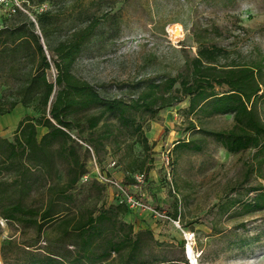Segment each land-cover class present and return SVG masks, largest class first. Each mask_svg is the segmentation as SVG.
<instances>
[{
	"label": "rangeland",
	"instance_id": "1",
	"mask_svg": "<svg viewBox=\"0 0 264 264\" xmlns=\"http://www.w3.org/2000/svg\"><path fill=\"white\" fill-rule=\"evenodd\" d=\"M18 3L21 10L14 13L0 9V29L20 26L28 38L31 34L42 37L37 18L43 15L53 47L69 40L90 22H97L71 73L90 84L103 99L126 103L134 100L147 82L159 83L175 77L182 71L184 61L194 58L201 47L217 48L225 53L228 62L236 64H252L264 58V0H52L42 4L37 0H18ZM172 29L178 30L180 36L174 38ZM40 42L44 45L43 38ZM43 52L50 60L46 48ZM30 57L22 52L15 55L13 68L19 76L35 72L38 58L31 57L30 61ZM55 76L52 64L46 78L53 83ZM258 80L264 86V68ZM1 85L0 90L5 92L8 85ZM257 110L264 122V105L258 104ZM99 113V110L78 113L69 116V120L83 128L85 117ZM25 116L38 118L33 111L19 106L7 118L0 119V137L12 140L17 123ZM138 120L149 145L155 144L150 154L137 144L139 135H132L112 118H102L92 132L82 129V137L91 138L96 150L80 142L75 131L68 132L84 157L88 176L78 183L77 199L86 200L84 207L89 210L102 203L108 206L123 201L124 194L140 202L144 208L128 209L123 221L131 223L134 232L151 231L160 244L144 251L146 264H192L193 259L194 264H264V211L231 219L221 210V204L227 200L252 199L255 194L251 190L258 184L264 185L253 172L247 173L253 151L230 154L206 135L229 129L231 116L207 118L191 114L188 101L184 100L159 111L153 119L142 115ZM107 129L110 134L103 133ZM45 132L38 129V137ZM188 142V147L177 149V144ZM112 162L117 169H109ZM141 170L147 171L148 176L138 183L133 177ZM102 172L120 182L125 193L114 187H104L103 191L94 187L93 183L99 184L96 178ZM6 180L10 184L11 179ZM44 200L37 196L23 199L26 205L35 207L45 203ZM0 231V249L6 241L13 242L12 259L23 258L21 250L25 246H33L29 250L39 254L45 249L73 250L70 246L73 239L69 235L63 237L54 228H44L38 237L32 227H13L0 220ZM187 245H191L192 258L185 256ZM3 263L0 255V264ZM102 264L119 262L110 260Z\"/></svg>",
	"mask_w": 264,
	"mask_h": 264
},
{
	"label": "trees",
	"instance_id": "2",
	"mask_svg": "<svg viewBox=\"0 0 264 264\" xmlns=\"http://www.w3.org/2000/svg\"><path fill=\"white\" fill-rule=\"evenodd\" d=\"M51 1L37 0L39 4ZM42 16L37 18L42 37L31 34L28 38L20 26L0 29V74H3L0 83L7 86L11 82L5 92L0 90V117L12 114L19 106L38 115L36 119L23 117L13 131L12 140L0 137V220L13 227H32L38 237L44 228H54L63 237L69 235L73 239L70 243L73 250L45 249L39 254L29 250L33 246H25L21 250L24 257L12 259L13 242L9 240L0 249L3 264H102L110 260L119 264H146L144 251L160 246L151 231L134 232L131 223L123 221L129 209L124 197L123 201L108 206L102 203L95 210L84 207L86 200L77 199L78 183L86 175V168L77 142L68 132L75 131L80 142L96 150L91 138L82 137V129L92 132L104 117L114 119L132 135H139L137 144L150 154L155 144L149 145L142 132L138 120L142 115L153 119L159 111L184 100L188 101L191 114L207 118L229 115L232 120L229 129L206 135L230 154L253 151L247 173L253 172L264 182V122L257 110L258 104L264 105V86L258 80L264 68L263 57L252 64H236L228 62L225 53L217 48L201 47L194 58L184 61L182 71L175 77L159 83L147 82L128 103L108 100L71 73L97 22H90L69 40L53 47ZM45 48L51 54L50 60L44 55ZM20 52L38 58L35 72L19 76L13 63ZM52 64L56 71L53 83L46 78ZM92 110L101 113L85 117L83 128L69 120L71 115ZM38 129L46 132L38 137ZM103 133L110 134V130ZM187 144H177V149L188 147ZM117 168L116 164L114 169ZM138 175L142 181L147 180V171L141 170ZM7 178L11 179L10 184ZM100 185L93 183L100 191L108 186ZM251 192L255 194L252 199L227 200L221 204V210L231 219L263 212L264 185L258 184ZM31 196L44 198L45 203L37 207L26 205L23 199Z\"/></svg>",
	"mask_w": 264,
	"mask_h": 264
},
{
	"label": "built area",
	"instance_id": "3",
	"mask_svg": "<svg viewBox=\"0 0 264 264\" xmlns=\"http://www.w3.org/2000/svg\"><path fill=\"white\" fill-rule=\"evenodd\" d=\"M0 9L5 10L7 12L12 11L14 13L16 11V9L17 10H21V6L18 3V0H0ZM93 162H95L94 158H93ZM115 167H116V163L115 162H112L109 165V169H114ZM87 179H88L87 175L83 176L82 182L86 181ZM96 179H97V181L99 183H101V185L102 184L108 185L110 187H114V188H117L118 190H120L121 194L125 193V191L123 190V187L121 186L120 182L115 181L113 178H109L107 176V174H105V172H102V174H98ZM134 179L138 183H140L141 179H142V176L137 174V176H134ZM125 195L126 194H124V196H123L124 198L123 199H124V202L126 203V205H128L127 207L129 209H137V210H139L140 208H144V206L140 202L132 200V198H130L128 196H125Z\"/></svg>",
	"mask_w": 264,
	"mask_h": 264
},
{
	"label": "bare ground",
	"instance_id": "4",
	"mask_svg": "<svg viewBox=\"0 0 264 264\" xmlns=\"http://www.w3.org/2000/svg\"><path fill=\"white\" fill-rule=\"evenodd\" d=\"M171 34H172V36H174V38H177V37H179L180 36V34H179V31L178 30H176V29H172L171 30ZM187 237H188V235H186ZM185 256L187 257H190V258H192L191 257V254H192V249H191V245H187L186 246V248H185ZM194 260V259H193ZM192 260V264H194V261Z\"/></svg>",
	"mask_w": 264,
	"mask_h": 264
},
{
	"label": "crops",
	"instance_id": "5",
	"mask_svg": "<svg viewBox=\"0 0 264 264\" xmlns=\"http://www.w3.org/2000/svg\"><path fill=\"white\" fill-rule=\"evenodd\" d=\"M11 115V114H10ZM7 116H9V115H6V116H4V117H0V119H5V118H7Z\"/></svg>",
	"mask_w": 264,
	"mask_h": 264
}]
</instances>
